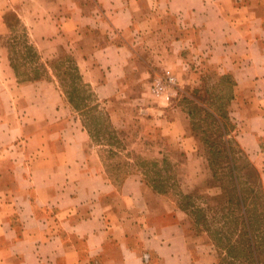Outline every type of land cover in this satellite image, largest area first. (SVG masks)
Masks as SVG:
<instances>
[{"label": "crops", "instance_id": "1", "mask_svg": "<svg viewBox=\"0 0 264 264\" xmlns=\"http://www.w3.org/2000/svg\"><path fill=\"white\" fill-rule=\"evenodd\" d=\"M22 40L66 50L100 101L140 90V115L187 156L199 138L174 98L229 76L233 136L264 184V0H0V264H213L170 195L88 151L54 75L19 80ZM167 73L177 94L146 102Z\"/></svg>", "mask_w": 264, "mask_h": 264}, {"label": "rangeland", "instance_id": "2", "mask_svg": "<svg viewBox=\"0 0 264 264\" xmlns=\"http://www.w3.org/2000/svg\"><path fill=\"white\" fill-rule=\"evenodd\" d=\"M18 46L11 59L19 80L39 74L46 77L54 75L61 85L54 65L59 64L61 56L63 60L71 57L66 50L60 52L59 56L42 58L33 46L35 54L27 56L29 44L24 40ZM208 79L210 86L207 87L206 97L199 91L196 92V99L179 92L173 101V104L175 102L186 111L193 112L191 128L199 138L200 145L195 156H187L174 148L176 145L162 135L158 123L151 120L152 115L148 120L140 115L143 112L141 107L145 106H135L136 97L142 93L136 88L130 89L128 94L125 90L120 92L111 101H100L98 98L92 101L98 104L99 113L90 114L87 119L95 134L89 140L88 151L99 154L113 173L124 167L138 170L148 186L152 182L142 172L152 168L155 171L154 180H169L172 186L170 195L177 207L185 195H191L187 212L189 232L197 240V250L202 254L208 252L215 264H264V184L261 171L235 142V121L225 118L226 115L232 118L229 114L231 79L223 78L220 82L215 74ZM67 83L70 84L68 79ZM60 87L63 89V86ZM88 90L91 91V88L88 87ZM62 92L74 114L83 122L85 115L74 108L65 90ZM153 94V90L148 88L147 94L142 95L147 102L148 98L153 101ZM112 129L118 130V133L115 134ZM230 146L235 161V168L232 169L228 166V160H231L228 153ZM189 158L194 163L189 167L184 166L183 163L189 162ZM237 190L240 199L236 196ZM246 229L250 240L248 236L241 235ZM229 244L234 245L232 250H229ZM250 245L254 254L248 255V258L241 257L240 253H232L233 249L240 251V247Z\"/></svg>", "mask_w": 264, "mask_h": 264}, {"label": "trees", "instance_id": "3", "mask_svg": "<svg viewBox=\"0 0 264 264\" xmlns=\"http://www.w3.org/2000/svg\"><path fill=\"white\" fill-rule=\"evenodd\" d=\"M27 49H28L27 56H29V54H32V53L35 54V52H36V50L31 45H29ZM59 58H61L59 60V64L58 65L55 64L54 67H55V69L57 71L56 72L57 75L59 76V80L61 78V85L60 86H63V89L62 88L61 89L63 91L65 90V92L67 93L68 97L70 98V103L74 106V108L77 111H81V113L83 115H85L84 118H86V119L83 121V124H84L85 128L89 131L90 136L92 138H94L95 137V134H93V129H92L91 122H89L87 119H89L90 114L99 113L98 104L97 103H95V104L92 103L93 100H95V99L97 100V98L95 96V93L92 90L91 91L88 90V87L89 86L83 80V77H82V74H81V72L79 70V67L76 65V63H75V61H74V59L72 57L67 58V59H64V60L62 59V56L59 57ZM13 65H14V63H13ZM46 76L47 75H43V74L35 75L33 77H28L27 76L24 79H21V81H25V80H36V79L43 78V77H46ZM223 78H227V76H224ZM67 79L69 80L70 84L67 83ZM232 83H233V81L231 79V85H232ZM208 86H210L209 85V79L206 78V76H205L202 79L201 88L200 89H197L196 88V89L192 90L191 93H192V95L194 97H196L195 96L196 95V92L199 91L200 93H203L204 94V97H206L207 87ZM230 90H231V95H232V86H231ZM231 95H230L229 99H231ZM187 112H188V114H189L190 117H192V118L194 117L193 116V112L191 110L190 111H187ZM226 117H227V120L231 119L227 115L225 116V118ZM107 119L108 118L106 117V120ZM218 119L219 118L217 117L216 120H218ZM235 127H236V125L233 124V129ZM112 130H113V132L115 134L118 133V130H114V129H112ZM225 132H226V130H225ZM226 134L227 133H225V135ZM229 150L230 151L228 153L231 155L230 156V159L231 160H228L229 163H230V165H228V166L232 169V168H235V165H234L235 164V161H233V158H232L233 148L230 146ZM241 150H243V149H241ZM225 156H226V159H228L227 158V155H225ZM138 161H137V163L139 164ZM186 163H187L186 161H185V163H183L184 166H185ZM124 168L117 169L115 174L118 175V174H130V173H136V172L139 173L138 170H133V169L128 168V167H126L127 169H124ZM166 168L168 170H170V168H168V167H166ZM142 173L145 176V178H147L149 181L152 182L151 183V187L155 191H157L159 193H162V194H167V195H170L171 194L170 187H172V186L170 185L169 180H166L165 182L154 180L153 175L155 174V171L152 168H150L149 170H146V171H144ZM112 174H114V173H112ZM249 175H250V173H249ZM240 192L242 194V190L241 189H240ZM236 196L238 197V199L241 198V196L239 195V191L238 190H237V195ZM191 198H192L191 195H187V196L185 195V199L181 201V205L179 206V208H181L182 210L188 212L189 211V206L188 205H189V203L191 201ZM237 202H239V201L237 200ZM227 208L228 209H231L229 207H227ZM222 210H224V209H222ZM199 218L200 217L198 216L197 217V220L198 221H199ZM242 234L245 235V236H248L247 239L250 240V238H249V232H248L247 229L246 230H243V232L241 233V235ZM228 241L229 242L231 241V238L230 237L228 238ZM250 244H251V242H250ZM233 246H234L233 244H229V250H232ZM240 249H241L240 251L233 249V252L232 253L233 254L234 253H236V254H239L240 253L239 255L241 257H245V258H248V255H250V254H254L251 245L248 246V247H244V248L243 247L242 248L240 247ZM213 264H215V262H213Z\"/></svg>", "mask_w": 264, "mask_h": 264}, {"label": "built area", "instance_id": "4", "mask_svg": "<svg viewBox=\"0 0 264 264\" xmlns=\"http://www.w3.org/2000/svg\"><path fill=\"white\" fill-rule=\"evenodd\" d=\"M151 88L154 94L162 95L167 100H172V98L177 94L176 79L169 73L156 79Z\"/></svg>", "mask_w": 264, "mask_h": 264}]
</instances>
